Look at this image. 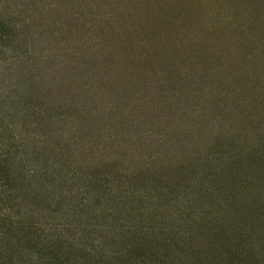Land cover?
<instances>
[{
	"label": "rangeland",
	"instance_id": "1",
	"mask_svg": "<svg viewBox=\"0 0 264 264\" xmlns=\"http://www.w3.org/2000/svg\"><path fill=\"white\" fill-rule=\"evenodd\" d=\"M69 37L110 67L76 77L74 120L50 125ZM109 160L179 192L96 199L82 170ZM0 217L97 253L120 225L167 264H264V0H0Z\"/></svg>",
	"mask_w": 264,
	"mask_h": 264
},
{
	"label": "trees",
	"instance_id": "2",
	"mask_svg": "<svg viewBox=\"0 0 264 264\" xmlns=\"http://www.w3.org/2000/svg\"><path fill=\"white\" fill-rule=\"evenodd\" d=\"M74 39L76 40V38ZM69 40L66 41L65 39L64 46L59 52V75L56 79L52 78L53 82L59 85L60 101L56 105L52 101L49 102V106L44 112L46 113L44 122L50 123V125L55 123L56 118L59 123L63 121L67 124L74 120V110L76 109L72 104L66 102V97L67 95L68 97L72 96L69 90L73 87L76 77L87 74L90 76L104 75L107 74L106 69L109 70L110 67L109 62L111 60L109 58L106 60L103 56L105 54L103 53L105 52L104 49L96 48L97 45L85 46L80 43L85 52L79 51V49L77 52L78 45L72 42L70 37ZM111 41H116V39L113 38ZM61 42L63 41L59 38L58 43ZM51 69H53L52 66ZM61 130H63L60 134L63 148L64 146L68 147L64 129L61 128ZM114 165L116 163L114 164L113 161L109 160L95 168L86 167L82 170L83 179L92 180L94 183V185H90V193L96 199H101V195L107 191V199L112 205H115L120 201V197L115 192H120L122 186H129L133 189L130 191L141 194L139 190L146 191L150 185H155L158 198L162 195L164 198L171 194L177 195L179 192L181 183L175 181L171 185V181L166 182L161 177L153 176L146 171L140 174H128L125 182L123 179H112L109 175L112 173ZM50 166L54 167L55 164H50ZM69 180L67 179L66 182H70ZM130 191L127 190V193ZM64 197L69 198L67 195ZM60 204L58 201L53 202L51 200L46 203L45 210L56 214L62 207ZM71 209L79 217L84 214V210L78 203H74ZM11 220L8 219L9 224L7 225L5 218L0 217V264H167L157 255L147 252L140 253L141 244L145 246V237L136 240L133 248L121 242L129 226L114 225L111 226L112 230L106 227V235L104 236L106 248L112 247L116 251L111 252L107 249L108 252L97 253L92 251L98 248L94 242L92 243L93 249L87 251L86 248L73 246L61 236L45 234L37 225L25 226L22 222ZM129 253L131 254L128 255Z\"/></svg>",
	"mask_w": 264,
	"mask_h": 264
}]
</instances>
